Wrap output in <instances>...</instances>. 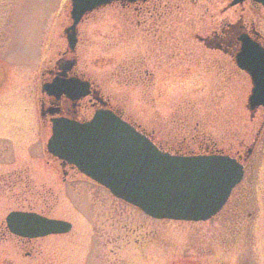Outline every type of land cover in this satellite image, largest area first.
I'll return each instance as SVG.
<instances>
[{"label":"rangeland","instance_id":"obj_1","mask_svg":"<svg viewBox=\"0 0 264 264\" xmlns=\"http://www.w3.org/2000/svg\"><path fill=\"white\" fill-rule=\"evenodd\" d=\"M68 2L0 0V74L7 78L0 80V134H10L4 127L5 121L10 126H20L26 133H35L36 72L41 67L43 50L41 26L54 19L46 47L56 44L55 23L65 18ZM130 21L129 12L109 5L91 11L79 26L80 40L74 52L79 67L101 88L109 102L122 107L126 116L146 130H155L158 139L191 143L217 137L227 146L245 138L250 126L245 107L251 87L248 76L233 70L222 58L210 57L205 52L192 57L186 54L201 47L191 38L192 29L203 30L200 20L187 23L188 35L177 44L180 47L182 42L186 48L175 53L179 58L169 60L158 58L169 51L163 43L134 39ZM175 24L178 31L181 26L177 24L181 22ZM15 88L22 91L16 92ZM197 131L200 135L194 139L191 135ZM49 135L44 131L37 140L42 152L33 145L31 149L37 151L36 155L21 160L19 167L26 169V177L32 181L15 188L20 197L17 202L3 206L0 203V220L16 206L32 207L49 218L67 220L72 227L65 234L36 239L40 250L32 258L25 255L29 246L24 247L18 238L0 235V264H176L165 256L167 249H179L181 244L198 247L230 242L225 214L232 210L231 203L205 221L151 218L115 198L98 183L60 167L57 159L46 152ZM10 137L5 157L9 154L16 159L20 141ZM261 154L257 147L250 160L258 170L256 180L251 184L243 180L238 186L249 191V197L235 210L264 211V184L259 175L260 168H264ZM3 195L10 194L7 190ZM231 197L233 201L235 195ZM119 244L127 253L122 263L117 254Z\"/></svg>","mask_w":264,"mask_h":264},{"label":"flooded vegetation","instance_id":"obj_2","mask_svg":"<svg viewBox=\"0 0 264 264\" xmlns=\"http://www.w3.org/2000/svg\"><path fill=\"white\" fill-rule=\"evenodd\" d=\"M109 5L117 6L120 12L123 10L126 13L129 12V17H131L129 23L133 25L132 37H138V42H145L147 39V42L150 41L149 43H163V46L165 45L164 48L169 51H167V55H158L159 59L179 58V54L175 53L186 47L182 42L180 47H177V44L180 40H185L188 35L187 23L196 20H200V26L201 28L203 27V30L193 32L192 29L191 38L199 43L201 47L194 46L195 50L186 52V54H190L189 57L196 54L202 55L205 52L208 56L211 55L210 57L222 58L231 65L233 70L246 75L244 71L235 65V54L240 50L241 37L250 38L264 51V0H243L240 3H235L234 0H134L132 2L118 0ZM69 9L68 7L67 13H64L65 18H63V21L59 24L55 23L57 31H55L53 39H56V44L46 47L47 42L50 40L54 19L50 20L49 24L41 26L43 50L40 58L42 59L40 60L41 67L36 72L35 103L37 102L36 109L38 113L33 115L35 133H26L20 126L14 125L13 127L9 125L8 121H5L7 125L4 127L11 135L8 132L0 134V193H2L0 194V203L2 206L4 203L17 202V198L20 197L16 194L17 190L15 188L20 184L24 185V183L27 184L32 181L31 178L26 177L28 176L26 169L19 167L20 162L25 157L31 158L36 155L37 151L32 152L31 149L33 145L39 146V152H42V146L40 144L37 146V140L42 138L44 131L50 133V120L52 117L62 116L82 123L90 120L95 111L107 109L133 125L151 140L153 139L162 150L175 154H183L184 152L191 154H225L234 157L237 162L242 164V178L239 184L233 187L224 203V205L228 202L231 203L230 207L232 208L225 214L229 224L227 235L230 242L199 244L197 245L198 247H194V244H181L179 249H167L165 253L167 258L174 260L176 264H264V211L245 212L235 210L238 208L237 205L242 206L246 197H249V191H244L238 186L243 180H248L250 184L256 180L255 177L258 170L256 169V164L250 162L256 148L258 147V150L264 154V106H258L250 110L247 107L246 99L245 107L248 111V123L250 126H248L246 134L247 139L245 137L239 140L236 145L228 143L226 146L217 137L212 140L204 138L198 140L196 139L200 135L198 131L196 134L193 133L191 135L196 139L192 140L194 142L191 143H186L185 140L171 142L162 137L157 141L158 136L155 130H146L133 118L126 116L122 107L115 106L109 102L110 99L103 94L101 88L93 82L91 77L84 73L85 70L83 68L79 67L78 59L74 52H76V45L80 40L79 26L87 15L77 22L74 32L75 44L71 48L68 45L67 38V35L71 32L68 28L72 22ZM176 22H181V24H177L181 26L178 31L177 28H174L176 27ZM188 29H191V27ZM176 32H178L177 35ZM157 63L159 64V62ZM134 69L135 67L132 68V70ZM145 71L147 73V70ZM2 77L7 81L5 75ZM2 77L0 74V80ZM74 80H77L78 84L70 85L71 88H69L67 93L62 92L58 93L57 96L55 95L58 89L61 90L63 88L61 84ZM249 82L251 84L250 78ZM84 85L87 86L84 88ZM21 91L22 89L16 90V92ZM74 96H77V98ZM24 98L26 97L23 96ZM50 110H55V113L53 115L50 114ZM256 112L259 114H256ZM10 136L18 138L20 141V144L16 147L18 148V158L16 159L15 157L12 159L9 154L8 157H5L6 152L9 151ZM193 144L194 146H191ZM57 161L60 164V160L57 159ZM62 167L67 168L74 176L82 175L72 164L66 163ZM68 170L67 174L65 172V176L68 175ZM260 170L261 174L259 175L264 184V168L261 167ZM7 190L10 195H3ZM232 195H235L233 201L231 200ZM224 205L221 207L223 208ZM10 212H33L40 216H48L32 207L25 209L16 206L7 211L4 220H0V235L7 234L10 237L18 238L20 244L22 243L24 247L29 246V250L25 251V255L28 257L32 258L39 253L40 248L38 249L36 245V239L58 235L48 234L35 238L15 235L9 231L6 223V216ZM124 250L123 245L119 244L117 254L118 259L121 261L120 263L126 261L123 258V256H127Z\"/></svg>","mask_w":264,"mask_h":264},{"label":"water","instance_id":"obj_3","mask_svg":"<svg viewBox=\"0 0 264 264\" xmlns=\"http://www.w3.org/2000/svg\"><path fill=\"white\" fill-rule=\"evenodd\" d=\"M115 1L118 0H70L69 47L75 44L77 22L89 11ZM240 1L243 0H234ZM235 63L250 77L248 108L264 106V51L250 38L241 37ZM72 84H78L77 80L61 84L63 88L55 95L67 93ZM53 113L55 110H50ZM50 122L46 150L61 160L60 165H75L81 174L116 198L159 220L209 219L221 209L242 178V164L234 157L214 153L178 155L159 150L143 133L107 109L95 111L83 123L65 117H53ZM6 223L11 233L27 238L71 229L68 221L32 212H10Z\"/></svg>","mask_w":264,"mask_h":264},{"label":"trees","instance_id":"obj_4","mask_svg":"<svg viewBox=\"0 0 264 264\" xmlns=\"http://www.w3.org/2000/svg\"><path fill=\"white\" fill-rule=\"evenodd\" d=\"M157 141H158V139H157Z\"/></svg>","mask_w":264,"mask_h":264}]
</instances>
